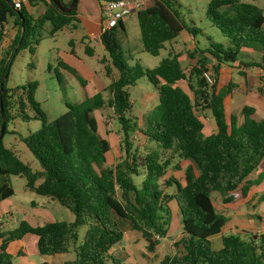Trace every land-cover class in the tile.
<instances>
[{
  "label": "trees",
  "instance_id": "trees-1",
  "mask_svg": "<svg viewBox=\"0 0 264 264\" xmlns=\"http://www.w3.org/2000/svg\"><path fill=\"white\" fill-rule=\"evenodd\" d=\"M33 1L29 0L27 4L31 6ZM254 1L257 0H210L209 18L228 40L226 47L211 42L208 48L201 50L213 60L211 67L215 77L211 85L202 75L207 70L206 56L197 60L188 71L181 65L180 54L176 52L162 58L152 68L128 64L117 36L118 31L124 30L120 21L117 27L102 32L99 37L110 65L115 69L106 87L110 92L107 100L97 92L78 103L67 104L64 113L49 119L34 99L36 83L21 87L19 109L24 107L25 101L32 117L40 121L39 128L22 141L38 161L40 169L33 171L4 146L1 138L0 201L13 194L7 178L23 176L29 190L67 208L73 214V220L35 226L22 220L11 231L0 229V264H13L7 247L26 234L37 236L36 249L41 255L63 254L72 245L75 257L63 264H118L108 254L123 235L112 213L129 220L132 228L145 240L146 250L152 252L167 235L171 220L169 202L175 203L180 214L181 235L173 247L181 250L165 255L158 264H264V232L255 237L222 234L218 248L213 246L211 239L221 232L226 222V217L214 208L212 192L220 195L222 203H229L237 196L245 197L254 184L248 179L249 174L264 157V119L256 118L255 108L245 104L241 107L242 121L238 124L237 117L226 110L235 83L229 81L222 89L217 88L222 65L238 61L244 67L258 68L263 73L257 75L256 91L264 98V12ZM43 2L45 8L40 18L35 19L29 6L22 3L19 8H14L12 0H0V42L9 23L15 28L0 59V80L6 75L15 50L17 53L27 48L33 54V45L38 43L39 28L44 22L51 25L50 34H53L73 20L75 9L63 13L50 0ZM172 4V0H156L135 15L143 49L151 55H157L164 43L187 28ZM21 20L24 32L20 38ZM188 31L195 36V29ZM248 49L257 52L259 59L240 60L241 56L252 54L245 51ZM85 52L91 55L92 48L85 47ZM189 57H193L192 53ZM63 66L82 86L85 85L74 69ZM111 67L104 65L107 75L111 73ZM240 75L250 92L249 75L245 71H240ZM142 76L158 90L159 103L146 116L144 128L138 131L147 141L171 150L178 161H190L183 169L184 185L175 177L166 176L169 167L179 169V164H173L170 158L162 159L155 150L141 156L143 178L139 183L134 179L140 173V163L137 151H132L130 134L136 130L137 123L125 116L131 108L127 88ZM184 80H187L191 94L178 86V82ZM4 81L1 93L4 118L0 115V126L3 122L6 125L10 118L12 100L8 99V93L15 91L8 89ZM105 105L111 108L123 133V158L111 166H104L110 145L98 132L94 115L95 110ZM198 107L210 111L216 126L214 133L207 136L202 133ZM162 186L173 187V192H164ZM259 199L264 200V192ZM82 225L87 228L82 242L77 244Z\"/></svg>",
  "mask_w": 264,
  "mask_h": 264
},
{
  "label": "rangeland",
  "instance_id": "rangeland-1",
  "mask_svg": "<svg viewBox=\"0 0 264 264\" xmlns=\"http://www.w3.org/2000/svg\"><path fill=\"white\" fill-rule=\"evenodd\" d=\"M95 1L96 0H77L73 20L67 26L53 34H50L51 25L48 22H44L39 28L38 43L33 45V54H31L27 48L19 50L11 58L8 71L5 77L3 76V79H5V86L15 91L13 93H8V99L12 100V107L9 111L10 118L5 125L6 132L4 131L2 136V143L5 147L11 149L19 159L26 163L33 171L39 170L40 165L26 147L22 138L36 131L40 126V121L32 117V112L24 100V107L19 109L18 102L19 98L22 97L21 87L23 85H27V83L30 82L36 83L34 99L39 102L41 109L46 113L49 119H53L64 113L67 104L78 103L83 100L85 96H92L96 92H99L105 100L110 97V92L107 89H101L99 87L98 89L96 87L97 84H99V86L108 84L112 79V74L107 75L105 73L102 64L104 59L99 60L103 55L102 48L99 45H95L93 41L87 42L86 44H92L90 48H92V46L94 47V52L90 55L84 51V45L82 44V41H88L86 37L88 33L87 24L83 17L86 13L92 14ZM172 1V7L178 12L179 17L184 21L187 28L183 29L180 34L171 41L164 43L157 55H151L143 49L136 16H130L124 21V30L118 31L117 35L124 60L130 65L137 63L141 68H152L157 66L162 58L167 57L170 53L175 51L180 54L181 65L188 71L192 66L196 65L197 60L202 56H206L207 70L205 72L214 80L215 74L212 67L208 66L210 59L207 54L201 52V50L208 48L211 42L221 43L226 47L228 46V40L223 33L213 25L209 18L208 5L210 0ZM238 1L252 2V0ZM254 3L264 12V0H257L254 1ZM43 7L42 2H37L36 5H33L31 10L32 16L35 19L40 18ZM188 29H195V36L191 39L187 38L191 35ZM250 52L252 53L250 56L243 57V55L240 57V60L247 62L259 59L257 52ZM189 53H192L193 57H189ZM2 57L3 47H0V59ZM63 65L74 69L79 78L86 79L85 86L82 87L75 75L64 68ZM237 66H239V64H237ZM77 68L82 70L80 71V69ZM244 68L245 72L249 73L248 77H250L249 82L251 85L250 92L253 91V96H255L258 92L254 93V91L257 85H259L257 75L263 73L258 68ZM228 69H230V71H227L225 74H220L217 78L218 89H222L229 81L235 84L244 81V78L240 75L242 69L238 71L233 66H229ZM249 70L250 72H248ZM94 75L96 76L95 78L93 77ZM178 86L191 94L187 80L178 82ZM235 90V95L228 102L226 110L228 113L237 114L238 110L236 111V105L242 101L248 102L250 96L242 93L238 87H236ZM127 91L129 93L131 108L125 116L130 117L132 122L137 123L136 130L130 134V140L132 142V151H137L136 155L140 163V173L138 176L134 177L136 183H139L143 178L144 172L141 156L146 152L155 150L162 159L170 158L172 163H177V157L171 150H164L156 145L155 142L147 141L138 131V129L144 128L146 116L159 103L158 90L148 82L145 76H142L134 85L129 86ZM151 96H155V98L152 100ZM146 104L149 105V113L145 111L147 108L145 106ZM198 109L199 112H207V109H202L200 107H198ZM94 115L98 119L102 132L105 134H112L110 137L113 146L107 153V157L108 161L113 160V162L116 163L123 158L124 154L121 150V138L123 137L121 125L116 116L113 115L111 108L107 105L101 109L95 110ZM207 116L209 119L212 117L209 116V113ZM255 117L259 118L257 115H255ZM257 169L261 172L262 176H264V159L260 162ZM169 172L170 169H168L167 174H169ZM7 182L13 188V194L1 200L2 202L0 201V215L4 213L7 214L4 215L2 221L0 220L2 223L0 225L1 230L11 231L15 229L22 220L31 225L44 224L52 216L58 221L67 220L66 216L70 211L47 196L38 195L29 190L26 187V180L23 176H9ZM162 188L164 189L165 187L162 186ZM236 192L239 193V188L236 189ZM117 197L120 198L119 191L117 192ZM211 197L213 203L218 208L221 205L220 195L217 194V192H212ZM262 206V204L257 206L255 209L256 212L262 210ZM47 211L48 214H45L44 212ZM176 220L177 217L173 216L169 227L170 234L175 233L174 225ZM118 225L121 228L122 223L119 221ZM86 228V225L79 227L77 244L82 242ZM140 243H143V240L139 237V243L137 245L140 246ZM165 243L166 242L163 240L161 245ZM118 245H122L124 250L117 251ZM28 246L27 248L30 249V251L26 253L25 258L34 263L45 262V264H62L61 261L72 260L75 257L72 245L66 253L56 255H41L33 251H36L35 246L31 247L30 244ZM130 246L131 241L126 232H124L122 240L116 245H112L110 248L112 257H117L118 259L127 257L128 264H153L150 260L141 258L139 256V251L135 252L134 256H132L129 250ZM171 246H173V244ZM14 247L15 244H12L10 249ZM173 250L178 252L177 249L170 247L169 253H172ZM159 251L162 255L167 253L165 246H161ZM20 260V257L14 256L13 264H19Z\"/></svg>",
  "mask_w": 264,
  "mask_h": 264
},
{
  "label": "crops",
  "instance_id": "crops-1",
  "mask_svg": "<svg viewBox=\"0 0 264 264\" xmlns=\"http://www.w3.org/2000/svg\"><path fill=\"white\" fill-rule=\"evenodd\" d=\"M37 2H42L43 6H44V2L41 1V0L33 1L31 6H29L27 3H23V4L26 5V6H29L28 9H29L30 13L32 14L31 8L33 7V5H36ZM62 2L66 5V4L69 3V0H62ZM100 4H101V2L99 0H96L95 4H94V10L92 11V14L86 13V15L83 17V19L86 21L87 31H88V33L86 35V37L88 38V41H86V42L82 41V44L84 45V51H85V47L90 48V46L92 45L91 43L90 44H86L87 42H90V41H93V43L95 45H99L102 48V46L100 44V39H99V37H100V14H101L100 13V11H101ZM44 8H45V6L43 7V10H44ZM43 10H42V12H43ZM128 18H126V19H128ZM126 19H124L122 21L123 26H124V21ZM10 25H11L10 23L7 25V27H6V35L3 37V39L0 42V47H3V50L7 46L9 40L13 37V35L15 33V28H11ZM187 38L191 39V38H193V35L191 34ZM102 51H103V55H102V57L99 58V60L104 59V62H102L103 66L105 64H107V65H109L111 67L109 58H108L107 54L105 53V51L103 50V48H102ZM245 51L249 52L250 49L245 50ZM93 52H94V47L92 46V53ZM176 53H178V52H176ZM209 59H210V62L208 63V66H211L213 64V60L210 57H209ZM237 64H239V66H237ZM229 66L235 67L238 71H240L241 69H242V71H245L244 66L241 65L240 63H238V61H236V62H234L232 64H223L222 67H221V74H225L227 71H230V69H228ZM77 69H80V68H77ZM81 70L82 69H80V71ZM248 72H250V70ZM114 73H115V69L111 67V73L110 74H112V78L114 76ZM247 74H249V73H247ZM93 77L95 78L96 76L94 75ZM83 80H84V82L86 84L87 80L86 79H83ZM111 80H110V82H111ZM108 84H102L101 86H99V84H97L96 87L97 88L99 87L101 89H104V88L106 89ZM235 85L236 86L232 90L231 98H233L234 95H235V91H236L235 88L236 87H238L240 89V91L242 93H244L245 95H249L250 96V99L248 100V102H243L242 101L238 105H236V111L237 110L238 111H237V114H234V113L233 114L237 117L238 124H240L241 121H242V116H241L240 110H241V107L243 105H245V104L251 105V106H253L255 108L254 116L257 115L259 118L264 119V98L259 93H257L255 96H253V93H252L253 91L252 92H247L245 81L236 83ZM84 86H82V87H84ZM256 92L257 91L255 90L254 93H256ZM154 98H155V96H151L152 100ZM145 106L147 107L145 111L146 112H148V111L150 112V110L148 109L149 105L146 104ZM208 113H209V116H211V113H210L209 110H207V112H204V111L203 112H199V111H197V115H198L199 119L203 123L202 133L205 136L210 135V134H212V133H214L216 131V126H215L214 120H213L212 117L209 119V117L207 116ZM96 120H97L98 132L102 135V137H104L105 139L108 140L109 145H110V149H109V151H110L111 147L113 146L112 143H111V137H110L112 134L111 133H108V134L103 133L101 128H100V125H99L97 117H96ZM107 153H106V161L104 163V166H111L115 162H113V160L112 161H108ZM263 159H264V157H263ZM176 160L178 161V159H176ZM177 163L179 164V169H173L172 167H169L170 172L166 176H173L180 182L181 185H184L183 169H184L185 166L190 164V161L182 159V160H179ZM173 164H175V163H173ZM257 168H258V166H257ZM257 168L254 169L249 174V178L248 179L250 181H254L253 182L254 184H252L250 186V188L248 190V193L246 194L245 197L237 196L233 201H231L229 203H222L221 202V205L218 208L213 203L214 208L216 209V211L221 213V214H223L226 217V222L224 223L223 227L221 228V232L211 238L212 242H213V246L215 248H218L220 246V239H221V235L222 234H226V233H240L243 236H246L247 234H251V235H253L255 237V234H259V233L264 232V209H263L264 208V200H262V201L259 200V196L264 192V176H262L261 172H259ZM164 192H166V193L173 192V187L165 188ZM220 200H221V198H220ZM1 202H0V210H1ZM260 204L263 205L262 208H261L263 211L259 210V212H256L255 209ZM169 208H170V211H171V220H170V223H169V227H170V224H171V221H172V217L173 216L177 217V220L175 221V225H174L175 233L174 234H170L169 233V227H168L167 235L164 238L160 239L159 243L157 244V246L155 247L154 251H152V252L146 251V242H145V240L142 238L141 233L139 231H137V230L132 228V224H131V222L129 220L124 219V218H120L116 214L112 213V217L117 222V224L119 223V221L122 223L121 228L120 227L119 228L122 229L121 231L123 233L126 232V234L128 235L129 240L131 241V246H130L129 250H130V254H132V256H134L135 252L139 251V256L141 258H146V259L150 260L153 264H156V263L158 264L159 261L165 255H171V254L175 253L174 250L172 251V253H169V251H170V247H173L171 245L181 235V218H180V214H179L178 209H177V207H176L174 202H169ZM44 213L48 214V211L44 212ZM4 215H7V214L4 213V214L0 215V220L1 221L4 218ZM66 217H67L66 221H68V222L73 220V214L71 212L68 213V215ZM1 221H0V225L2 224ZM53 221H58V220H56L52 216V217L49 218V220L47 222H53ZM35 225H33V226H35ZM37 225H41V224H37ZM134 232H136V233H134ZM139 237L143 240V243H140V246L137 245L139 243ZM163 240L166 243L164 245H161V242ZM36 243H37V236L34 235V234H26L21 239L11 242L8 245V247H7V251L12 255V263H13L14 256H15V257H20L21 258L19 264H45V262H43V263H41V262H39V263L37 262L36 263L35 262L34 263L33 261L27 260L25 258L26 253H28V251H30V249L27 248V247H29L28 245L30 244L31 247L35 246V248H36ZM12 244H15V247L10 249ZM161 246H165V250H166L167 253H165L163 255L160 254L159 250H160ZM173 249H175V248L173 247ZM123 250H124V248H123L122 245H118L117 246V251H123ZM177 250L180 251L181 248L179 247V248H177ZM33 251L37 252V249H36V251L35 250H33ZM108 254L110 256H112V253H111L110 249L108 251ZM114 259L118 262V264H128L127 257L120 258V259H118L117 257H114ZM64 262L65 261H61L62 264Z\"/></svg>",
  "mask_w": 264,
  "mask_h": 264
},
{
  "label": "built area",
  "instance_id": "built-area-1",
  "mask_svg": "<svg viewBox=\"0 0 264 264\" xmlns=\"http://www.w3.org/2000/svg\"><path fill=\"white\" fill-rule=\"evenodd\" d=\"M155 1L156 0H101L100 34L110 28L117 27L120 21L132 15H136L139 11ZM12 2L14 8H19L22 3H28L29 0H13ZM202 75L208 85L213 83V80L207 72H203Z\"/></svg>",
  "mask_w": 264,
  "mask_h": 264
},
{
  "label": "water",
  "instance_id": "water-1",
  "mask_svg": "<svg viewBox=\"0 0 264 264\" xmlns=\"http://www.w3.org/2000/svg\"><path fill=\"white\" fill-rule=\"evenodd\" d=\"M58 9L59 11L63 12V13H69L71 12L73 9H75L76 7V3L77 0H71L67 5H65L62 0H50ZM19 13V12H18ZM24 32V22L23 20H21V36L22 37ZM20 41L18 42L19 45ZM16 53V50L14 51V54ZM5 77V75H4ZM2 83H3V79L0 80V115L1 118H4V112H3V106H2ZM5 131V123L3 122L0 126V139L2 138L3 134Z\"/></svg>",
  "mask_w": 264,
  "mask_h": 264
}]
</instances>
